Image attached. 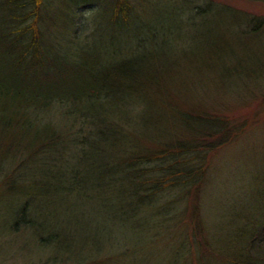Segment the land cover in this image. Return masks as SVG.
Listing matches in <instances>:
<instances>
[{
  "label": "trees",
  "instance_id": "1",
  "mask_svg": "<svg viewBox=\"0 0 264 264\" xmlns=\"http://www.w3.org/2000/svg\"><path fill=\"white\" fill-rule=\"evenodd\" d=\"M42 2L0 0V160L6 161L0 166V190L19 201L11 231L33 232L54 264H98L102 252L108 261L114 254L95 238H101L103 221L117 223L141 236L128 240L132 243L118 255H130L131 264H145L143 251L134 245L153 235L160 219L178 222L187 216L192 228L189 238L184 237L188 251L195 245L212 248L206 239L197 238L202 227L195 218L196 201L212 154L242 132L240 122L210 117L208 112H173L170 119L188 130L186 136L180 137L181 128L171 124L170 132L160 128L169 104L167 88L179 82L181 87L191 85L190 91H206L202 82L183 80L175 71L176 62L170 63V71L163 63L156 68V62L171 54V29L159 38L163 44L152 27L148 35H138L139 48L149 39L154 47L139 59L128 57L108 66L99 55L91 62L83 51L87 48L77 46L76 59L69 60L54 52L57 46L48 43L40 28ZM112 5V21L122 27L138 15L127 0H114ZM201 9L195 13L191 8L196 23L190 24H199L195 32L200 36L193 47L219 61L221 49L209 35L224 22L212 18L211 27L198 31L211 13ZM90 36L75 31L69 41L75 44ZM225 70L227 75L232 72ZM150 90L159 96L149 98ZM128 106L137 112L129 121L120 109ZM144 106L142 114L135 111ZM143 140L158 143V149L138 150L134 143ZM63 201L72 204L63 206ZM53 208L65 219L63 225ZM95 209L94 216L103 220L98 224L91 220ZM236 233L226 244L213 247L226 256L223 264H264V217L239 224Z\"/></svg>",
  "mask_w": 264,
  "mask_h": 264
},
{
  "label": "rangeland",
  "instance_id": "2",
  "mask_svg": "<svg viewBox=\"0 0 264 264\" xmlns=\"http://www.w3.org/2000/svg\"><path fill=\"white\" fill-rule=\"evenodd\" d=\"M127 1L134 6L135 15H138L125 28L119 21H112L114 0H43L40 28L47 33L48 43L53 42L57 46L54 52L75 60L79 53L78 47H85L87 49L83 51L90 55L91 62L99 55L102 64L108 66L128 57L139 59L144 53L152 52L154 47L152 48L150 39L145 47L137 46L138 35H148L150 27L156 32V40L162 44L159 38L168 28L171 29L170 32L174 33L169 41L171 54H166L161 61L156 62V68L159 69L157 65L163 63L165 70L170 71V63L176 62L175 71L183 80L194 82V85L202 82L206 91H190L191 85L181 87L179 82L167 88L165 95L168 96L169 104L164 106L160 128L170 132L180 127L178 135L184 137L188 130L181 123L171 120L169 114L208 112L206 115L210 117L239 121L243 130L229 145L212 154L200 200L196 201L197 206L199 202V212L195 207V218H199L198 226L202 227V234L200 231L197 238L206 239L212 248L200 249V246L195 245L188 251L190 247L189 244H184V237L188 235L189 238L192 228L187 216L178 222L175 220L177 223L174 220L160 219L159 229H155L153 235L145 237L143 243L139 241L134 246H139L143 251L145 264H207L205 260H210L212 264H223L226 256L218 253L217 248L215 251L214 245H224L228 238L236 236L239 224L246 223L248 219L262 220L264 217V0ZM191 8L195 13L202 12L201 8L206 11L211 9V13L205 17L204 26L198 31L211 27L212 18L214 21L223 20L224 24H221L220 29L209 35L210 41L221 49L219 61L209 60L201 52L202 48L199 50L198 47H193V40L200 36L195 32L199 24L197 27L190 24L196 23ZM214 9H218L217 12ZM75 31L83 36L91 33V36L88 40L82 39L81 42L72 44L69 37L72 38ZM225 69H231L232 72L227 75ZM150 92L149 98L159 96H154L152 90L148 93ZM133 108L134 106L120 108L126 111L127 121L132 116H137ZM144 108L145 106L135 111L142 114ZM114 109L117 110L116 107ZM121 118L123 125L122 114ZM134 144L138 145V150L144 151L159 147L156 142L144 140L135 141ZM5 162L0 160V166L4 167ZM11 201L15 203L12 205ZM17 203L0 190V264H54L50 251L41 248L40 241L33 232L20 229L11 231L12 212L16 210ZM67 203L71 202L63 201L61 205L65 206ZM56 210L53 208V211ZM96 210L91 216L94 224L103 221L94 216ZM55 213L57 222L63 225L65 219L58 210ZM102 229L101 238L95 239L114 255L108 261L109 256L102 252L97 263L131 264V258H128L130 255L122 256L118 253L125 245L132 243L128 240L141 236L117 223L103 221ZM181 247L184 250L181 251ZM82 255L85 256V253ZM115 255L118 257L115 258ZM95 262L88 261L84 264Z\"/></svg>",
  "mask_w": 264,
  "mask_h": 264
}]
</instances>
